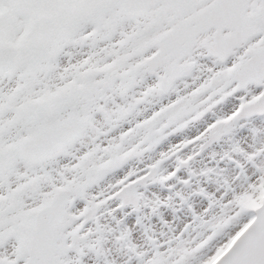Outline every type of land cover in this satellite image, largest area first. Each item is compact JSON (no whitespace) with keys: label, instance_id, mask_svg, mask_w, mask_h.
I'll use <instances>...</instances> for the list:
<instances>
[{"label":"snow or ice","instance_id":"1","mask_svg":"<svg viewBox=\"0 0 264 264\" xmlns=\"http://www.w3.org/2000/svg\"><path fill=\"white\" fill-rule=\"evenodd\" d=\"M229 98L238 104L217 115ZM254 116L264 0H0V264H106L107 235L127 240L125 205L150 185L179 199L169 186L190 183L192 162L222 138L233 180L196 193L199 212L189 205L175 238L129 249V264H264V207L239 205L264 184V129L247 148L231 141Z\"/></svg>","mask_w":264,"mask_h":264},{"label":"flooded vegetation","instance_id":"2","mask_svg":"<svg viewBox=\"0 0 264 264\" xmlns=\"http://www.w3.org/2000/svg\"><path fill=\"white\" fill-rule=\"evenodd\" d=\"M177 89H182L183 84L178 82ZM258 91V89H256ZM174 99L175 97H171ZM161 102L166 103L167 100L162 101L157 98L153 100V104H159ZM238 100L229 98L225 102V105L218 106L216 111L217 115L220 112L227 113L228 110L235 104H238ZM150 107V106H146ZM141 118L140 116L133 115L132 120ZM216 117L211 113L204 117L205 121L211 122ZM253 121V122H252ZM244 124L243 128H237L233 136L231 137L232 142H240L242 147L247 148L251 144L252 136L251 129H264V117L250 118L247 122L242 121ZM127 127V125H125ZM196 134V129L192 128L186 130L181 134L169 137L162 145H160L155 152L146 153L138 160L129 161L128 167L135 170L143 166V164L150 160L158 159V153L161 150H166L170 144H175L185 137L191 138ZM112 135H116L114 132ZM260 140H264L263 136L258 137ZM229 151V145L223 141L214 143L205 150L202 158L195 159L190 168L192 176L190 183L185 185H173L169 186L180 192L179 199H169L168 191L157 185H150L145 195L147 197L142 201H130L125 205L124 214L119 217L121 222L128 217L123 225V231L127 233L126 243H120L118 241V232H116L117 225L112 224L111 220L105 218V212H101V223L106 229L112 232H116L115 235H107L104 246L103 256L105 258L114 261L116 264H129V257L131 255L129 249H136L139 252H147L151 249L153 244L158 243L160 240H164L165 243L175 238V233L183 225L187 218L190 219L192 214L189 211V205L193 212H199L200 197L196 193L202 189L214 194L217 187L216 182L218 180H227L231 182L233 180V170L230 169V165L227 161H222L221 158L224 152ZM174 165H166L162 170L163 175H167V168ZM127 167V166H126ZM211 169V174L205 178L201 175L202 171ZM181 178H186V173L178 174ZM103 188V185H101ZM143 191V190H142ZM252 193L245 194L242 198L249 199ZM241 198V200H242ZM83 206L82 202H76L75 207L80 208ZM244 208V207H243ZM154 209V210H153ZM249 209V204H246V208ZM106 211V210H105ZM135 216L138 217V222H135ZM111 250L116 251L114 253ZM170 251H175L172 249ZM103 257V258H104ZM104 258V259H105ZM96 259L94 256H86L84 258V264H93ZM114 261V262H115ZM154 264H165V259L161 257L154 259Z\"/></svg>","mask_w":264,"mask_h":264},{"label":"rangeland","instance_id":"3","mask_svg":"<svg viewBox=\"0 0 264 264\" xmlns=\"http://www.w3.org/2000/svg\"><path fill=\"white\" fill-rule=\"evenodd\" d=\"M252 122H253V121H252ZM263 138H264V136H263ZM263 187H264V184H262V188H263ZM255 194H256V193H255ZM251 198H253V199L251 200ZM246 204H249V209L252 210V208H253L254 206H256V205L259 204V200H258V199H255L254 194H252L251 197H249V199H246V200L243 199V198H242V200L240 199L239 205H240L241 208L244 207V209H245V208H246ZM111 252L114 253V252H116V251L111 250ZM103 257H104V256H103ZM104 258H105V257H104ZM113 259H114V261H115V258H113ZM104 260H105L106 264H116V261L114 262V261H112L111 259L105 258ZM93 264H96V261L93 262Z\"/></svg>","mask_w":264,"mask_h":264},{"label":"bare ground","instance_id":"4","mask_svg":"<svg viewBox=\"0 0 264 264\" xmlns=\"http://www.w3.org/2000/svg\"><path fill=\"white\" fill-rule=\"evenodd\" d=\"M256 193V194H255ZM264 193V187L262 188V184L259 185L253 192L252 194H254V197L255 199H258L260 198V196ZM253 198H251L252 200Z\"/></svg>","mask_w":264,"mask_h":264},{"label":"water","instance_id":"5","mask_svg":"<svg viewBox=\"0 0 264 264\" xmlns=\"http://www.w3.org/2000/svg\"><path fill=\"white\" fill-rule=\"evenodd\" d=\"M254 117H256V116H254ZM258 117H260V116H258ZM251 118H253V117H251ZM261 207H264V196L262 197V200H261L260 204L257 205V206L254 208V210L260 209ZM252 209H253V208H252Z\"/></svg>","mask_w":264,"mask_h":264}]
</instances>
